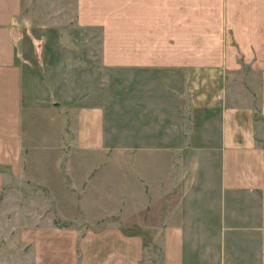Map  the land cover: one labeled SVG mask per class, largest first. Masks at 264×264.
<instances>
[{"label":"crops","instance_id":"1","mask_svg":"<svg viewBox=\"0 0 264 264\" xmlns=\"http://www.w3.org/2000/svg\"><path fill=\"white\" fill-rule=\"evenodd\" d=\"M76 2L78 23L100 33V59L127 84L118 125L106 102L82 106L73 124L79 146L120 145L115 160L128 157L135 184L124 200L142 199L122 217L132 234L116 240L114 264H143L148 228L160 230L161 264H264V0ZM23 8L0 0V159L10 165L27 144Z\"/></svg>","mask_w":264,"mask_h":264},{"label":"rangeland","instance_id":"2","mask_svg":"<svg viewBox=\"0 0 264 264\" xmlns=\"http://www.w3.org/2000/svg\"><path fill=\"white\" fill-rule=\"evenodd\" d=\"M18 19L19 61L30 72L27 144L16 165L0 159V264H114L123 236L132 234L122 217L142 199L134 193L124 200L129 189L122 186L135 184L125 170L128 157L115 160L120 145L112 138L103 147L79 146L73 124L82 106L106 102L118 125L115 99L124 98L127 84L100 59V33L78 23L76 0H24ZM252 75L258 90V73ZM142 228L138 234L153 237L142 263L161 264L160 230Z\"/></svg>","mask_w":264,"mask_h":264}]
</instances>
